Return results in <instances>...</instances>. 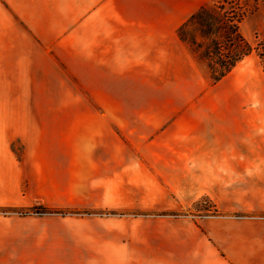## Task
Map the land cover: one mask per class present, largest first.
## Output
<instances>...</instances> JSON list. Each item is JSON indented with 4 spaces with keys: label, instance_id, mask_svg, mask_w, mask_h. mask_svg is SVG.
<instances>
[{
    "label": "rangeland",
    "instance_id": "obj_1",
    "mask_svg": "<svg viewBox=\"0 0 264 264\" xmlns=\"http://www.w3.org/2000/svg\"><path fill=\"white\" fill-rule=\"evenodd\" d=\"M211 2L0 0V18L3 3L17 17L12 49L0 44V103L122 110L101 113L104 136L50 141L90 159L62 161L44 191L23 179L2 230L81 233L112 264H240L264 247L262 63L253 52L213 84L177 35ZM241 4L256 48L264 0Z\"/></svg>",
    "mask_w": 264,
    "mask_h": 264
},
{
    "label": "crops",
    "instance_id": "obj_2",
    "mask_svg": "<svg viewBox=\"0 0 264 264\" xmlns=\"http://www.w3.org/2000/svg\"><path fill=\"white\" fill-rule=\"evenodd\" d=\"M202 4L193 11L199 10ZM3 9L5 17L1 15L0 18V44L4 40V47L12 49V38L14 41L17 38V17L15 15V25L12 27V13L5 3ZM0 63L6 64V61L0 59ZM117 108L109 110L93 104L0 103V207L18 205L19 185L23 179L39 184L38 188L41 185L44 191L47 190L44 185L50 184L52 178L55 180L59 177L62 161H70L69 166L76 168L81 164L76 162L77 159L89 160L81 151H49V143L52 141L55 144L61 139L62 142L73 140L81 145L84 137L104 136L107 120L111 116L105 117L101 113L122 111L119 106ZM93 124L96 126L92 127ZM101 129L105 131L99 133ZM19 143L23 149L21 154L18 152ZM2 229L3 221L0 218V264L113 263V259L108 262L104 258L100 262L98 249L83 246L87 243L81 233ZM244 255H248V258L240 264H264V247H250ZM199 259L194 256L189 257L188 261L196 264Z\"/></svg>",
    "mask_w": 264,
    "mask_h": 264
},
{
    "label": "trees",
    "instance_id": "obj_3",
    "mask_svg": "<svg viewBox=\"0 0 264 264\" xmlns=\"http://www.w3.org/2000/svg\"><path fill=\"white\" fill-rule=\"evenodd\" d=\"M246 16L241 0H212L193 13L177 32L195 60L207 68L213 84L226 78L253 52L264 69V36L256 48L244 38L240 26Z\"/></svg>",
    "mask_w": 264,
    "mask_h": 264
}]
</instances>
